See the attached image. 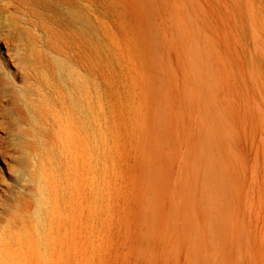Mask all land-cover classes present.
Instances as JSON below:
<instances>
[{"label": "rangeland", "instance_id": "rangeland-1", "mask_svg": "<svg viewBox=\"0 0 264 264\" xmlns=\"http://www.w3.org/2000/svg\"><path fill=\"white\" fill-rule=\"evenodd\" d=\"M0 31L42 125L36 169L0 156V264H264V0H0Z\"/></svg>", "mask_w": 264, "mask_h": 264}, {"label": "bare ground", "instance_id": "bare-ground-1", "mask_svg": "<svg viewBox=\"0 0 264 264\" xmlns=\"http://www.w3.org/2000/svg\"><path fill=\"white\" fill-rule=\"evenodd\" d=\"M0 40H2V41L5 40L4 35L1 33V31H0ZM10 42H12V40ZM8 48H10V47H8ZM9 52H10V50H9ZM14 56H16V55H14ZM9 59H11V57ZM2 71H3L2 67L0 66V117L4 119V113H5L8 105L16 104L15 105L16 107L13 111H11L10 116H9L11 118L13 124H11V125L7 126V128H5L3 126L4 123L0 122V133L3 132V134H4L3 141H1L2 139L0 138V144L3 145V146H0V156H5L8 154H11L12 156L10 155L9 157H10V159H13L12 160V162L14 163L13 169L16 171H20V170L22 171V170H26V169H30V168L36 169L37 165L40 162H38V160H37V156L35 155L34 147H36L37 150L40 149L39 142H40V136H42L41 135L42 133L40 132V130L38 128H41L42 125L37 121H39L38 117H39V114L41 113V109L38 106L29 107V109L27 111L28 113L27 112L25 113L26 114V117H25L23 114L24 111L20 107L19 108L17 107V104L19 103V98L15 97V101L13 100V98H9V93H11L12 89L9 88V82L6 80V77H7L6 73L4 74ZM24 72H25V70H24ZM25 76H26V74H25ZM20 88H22V87H20ZM78 90L82 94L80 96L79 103L76 102L75 105H80L83 109V99H82L83 97L82 96L85 92V85H84L83 81H81ZM12 112H14V113H12ZM14 116H16L18 119ZM5 118H6V115H5ZM14 118H16V119H14ZM62 122H63V126H62V132L63 133L61 135H59V137H60L61 143L65 144L68 141L67 135H69V130H68V126L66 124L65 118L62 119ZM19 123H25L26 125H28V134H25V133H22V134L17 133V135L13 134L15 130L12 127L17 126V124H19ZM46 123L44 122V124H46ZM9 124H10V122H9ZM9 128H11V129H9ZM43 129L45 130L46 128L43 127ZM13 154H15V155L17 154L18 156L14 157ZM19 180H20V173H17V174H15L14 182L17 183V182H19ZM38 227H39V225H38Z\"/></svg>", "mask_w": 264, "mask_h": 264}]
</instances>
